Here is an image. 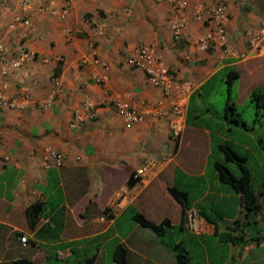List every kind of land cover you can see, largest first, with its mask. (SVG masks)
<instances>
[{"label":"crops","instance_id":"1","mask_svg":"<svg viewBox=\"0 0 264 264\" xmlns=\"http://www.w3.org/2000/svg\"><path fill=\"white\" fill-rule=\"evenodd\" d=\"M183 1L190 15L196 6L210 7L216 0ZM223 1L229 14L226 27L229 44L243 53L245 39L242 33L259 27L264 19V0ZM22 2L0 0V40L9 51L22 45L37 57L20 70L7 65V83L1 86L6 97L22 102L24 109L0 106V237L3 238L0 262L15 264L27 259L36 264H49L53 252L57 262L70 261L76 253L93 247L95 251L87 257L95 256L93 264H101L105 243L121 236V242L130 254L125 238H129L134 230L122 223L125 213L134 207L154 223L168 219L175 227L178 217L163 214L156 221L151 218L150 206L155 210L161 200H165L182 216L181 206L168 192L174 185L176 171L186 177L204 176V168L190 171L172 164L182 148L191 147L190 136L195 137L189 133L195 127L188 123L193 94L217 72L241 64L253 66L248 70L252 77L257 75L253 78V87L261 86L258 80H264V56L237 59L216 48L208 52L197 50L195 41L206 29L195 21L190 23L187 40L174 43L168 24L171 7L166 1L70 0L66 20L51 12L60 9V0H29L26 6ZM26 20L29 25L23 23ZM100 24L105 25L103 34L96 32V26ZM65 30L72 34L70 41L65 39ZM142 44L156 46L169 71L194 85L179 140L172 138L165 120L151 114H146L140 125L126 126L123 116L106 104L104 89L95 81L96 77L106 75L108 87L113 92L128 96L138 106L161 99V90L148 83L142 70L130 65L136 48ZM185 56L188 59H184ZM58 58L61 60L57 61ZM95 59L104 65L94 64ZM53 77L59 79L62 92L43 110L40 103L48 99ZM84 102L94 106L93 119H89L83 110ZM75 113L82 114L84 119L71 127ZM256 123L264 125V122ZM220 124L221 145L229 143L234 151L236 147L247 151L248 145L240 143L244 130L237 124L231 127L227 119L220 120ZM201 130L210 138L209 129ZM227 132L234 134L235 139L227 137ZM259 140L262 143L264 136L260 135ZM52 152L65 157L63 166L45 167L50 163ZM150 157L165 158L166 161L146 186H128L132 172ZM245 158L246 165L248 157ZM56 182L58 185L53 193L63 189L64 203L60 196L59 207L63 204L66 212L59 241L50 243L36 238L38 228L29 229L26 210L35 202L47 201L51 193H46V189ZM80 186L84 188L76 194ZM263 186L264 182L261 189L257 186L254 189L264 191ZM210 190V187L204 188L193 204H201L210 195ZM119 192H123L121 198H117ZM89 204L92 207L86 212ZM104 209H107L106 214L101 213ZM243 218L244 213L240 211L236 219ZM202 219L206 222L204 217ZM47 221L48 218H43L40 224ZM251 221L255 224L245 230L243 238V242L250 241L229 245V257L224 264H245L254 250L264 248V240L251 241L264 234V210L251 216ZM206 225L204 233L194 235L212 236L214 225L208 222ZM138 227L136 224L135 230ZM254 231L259 235H252ZM21 237H26L25 245L21 243ZM97 239L101 240L95 244ZM29 244L34 249L30 255L19 251V248H28ZM112 251L113 247L110 259ZM81 258L78 256L74 263ZM258 262L259 259L253 257L247 264ZM111 264H114L112 260Z\"/></svg>","mask_w":264,"mask_h":264},{"label":"rangeland","instance_id":"2","mask_svg":"<svg viewBox=\"0 0 264 264\" xmlns=\"http://www.w3.org/2000/svg\"><path fill=\"white\" fill-rule=\"evenodd\" d=\"M250 67L253 68L250 64H241L226 68L217 72L210 81L196 90L192 96L188 112V123L191 127H195L194 130L190 129L189 133L194 134L195 137L190 136L191 147L182 148L172 163L187 170L191 169L190 171L204 168V176L199 177H186L178 170L177 176L175 175L176 180L182 181L181 183L187 185L190 189L191 201L197 198L204 188L210 187V195L201 204H192V207L196 208L192 209L197 210V208H200L203 210L207 217L218 223L219 228L223 232H231L230 226L233 225L234 220L239 217L240 211H242L239 198L234 190L229 185L216 182L217 171L214 168L215 162L224 165L237 177L240 174L237 163L227 160L224 151L220 150V134L222 133L220 120L224 121L226 119V112L229 117L240 118L248 126V130H244L243 132L245 133L240 137V143L248 145L247 151L240 147H236L235 151L243 157H248L246 166L251 170L253 187L257 186L261 189L264 182V140L262 143L259 140L260 135L264 136V125L255 122L256 109L251 102L252 92L256 89H264V80H258V83H262V85L254 88L253 78H257V75L252 77L249 74L248 70ZM231 73H236L237 77L233 78L232 82L229 83V75ZM228 102L229 106L227 107ZM260 121L264 122V118ZM234 125V122L230 124L233 128ZM204 128L211 131L210 138L202 132L201 129ZM226 135L230 139L234 138L232 133L227 132ZM237 139L239 141L238 137ZM225 145L229 146V143ZM209 150L210 153H208ZM190 171L189 173H191ZM83 188L84 186L77 187L75 193L78 194ZM220 193H222L221 196ZM161 201L162 203L155 210L150 206L152 219L157 221L163 214L169 217H178L175 219L176 227H168L164 237H158L150 229L142 227H138L135 230L134 226L136 224L131 221V215L138 211L136 208L132 207L125 213L122 223L126 224V226L129 225L127 228L134 230L131 231L129 238H125L126 246L131 249L129 254L131 264H177L175 254L169 246L182 240H186L188 243L187 249L190 255V264H221L226 257H229L230 246L221 243L218 237L213 235L197 236L187 231V234H193L190 236L180 232V222L178 220L182 218L181 212L175 213L172 204L167 203L165 200ZM251 234L259 235L255 231ZM122 239L123 236L105 243L104 251L101 254V264H111L110 250L114 244L121 242ZM2 240L3 238L0 237V242ZM100 240L97 239L95 244ZM32 250L34 249L30 244L26 249L19 248V251L28 255L33 252ZM94 251L95 248H88L85 252L76 253L70 261L62 262L56 261L53 252L50 253L49 264H76L74 262L78 256L87 257L92 255ZM263 255L264 248L256 249L245 264L253 257L259 259L258 264H264Z\"/></svg>","mask_w":264,"mask_h":264},{"label":"built area","instance_id":"3","mask_svg":"<svg viewBox=\"0 0 264 264\" xmlns=\"http://www.w3.org/2000/svg\"><path fill=\"white\" fill-rule=\"evenodd\" d=\"M62 2L60 9L52 10V14L61 20H66L70 12V0H60ZM157 2H168L171 7V14L168 20L172 41L180 43L187 40L191 21L199 22L205 27V32L195 41L197 50L208 52L212 49H220L230 57L245 59L247 57L264 56V19L256 29H248L242 33L245 39V51L239 53L238 50L229 44L227 35V23L229 21L228 7L223 0H216L215 3L206 7L204 5L196 6L191 14L187 12L186 3L183 0H156ZM29 0H23L22 4L27 5ZM29 25V21L23 22ZM105 25L96 26V32L103 34ZM66 41L72 39L69 30L64 31ZM92 47V45H90ZM188 57H184V59ZM37 57L28 51L24 46L18 45L14 50L9 51L0 40V72L3 77L0 80V106L9 109L23 110L24 104L14 98H7L2 91L1 86L7 83L8 74L7 65L11 64L15 70H20L27 62L35 61ZM58 58L57 61H60ZM46 61V60H42ZM85 60L83 59V63ZM130 65L142 70L150 85L161 90V99L151 102L148 105L138 106L126 96L113 92L108 87V77L106 75L96 77L95 81L103 87L105 102L114 108L122 116L126 126L131 127L140 125L145 120L146 114H151L155 118L163 119L167 122L169 132L174 140L181 137L186 121L188 102L194 91V85L191 81L180 80L171 73L159 50L154 45L142 44L136 48L135 55L130 59ZM94 64H102L99 60H93ZM62 92L60 81L57 77L51 79V89L46 101L40 103V108L46 110L54 98ZM83 110L89 119L95 117L94 106L89 102L83 103ZM83 115L75 113L71 127L83 121ZM50 163L45 167H60L65 163V157L56 152H52ZM165 158H147L142 165L133 173L136 185L140 188L146 186L150 180L156 176ZM123 192L117 194L121 198ZM206 222L195 209L185 211V228L188 232L194 234L204 233ZM21 243L25 245L26 238L21 237Z\"/></svg>","mask_w":264,"mask_h":264},{"label":"trees","instance_id":"4","mask_svg":"<svg viewBox=\"0 0 264 264\" xmlns=\"http://www.w3.org/2000/svg\"><path fill=\"white\" fill-rule=\"evenodd\" d=\"M236 73H231L229 75V83L232 82L233 78H236ZM251 102L254 104L256 109L255 122L261 123V119L264 118V89H256L251 94ZM229 106V102L227 107ZM226 119L228 122H234L240 126L243 130H248L246 123L240 118H231L227 115ZM231 122V123H232ZM220 149L224 151L226 159L232 162H236L239 166V176H235L229 169L219 162L214 163V168L217 171L216 179L219 184L229 185L234 192L237 194L241 210L244 213L243 220L235 219L233 222V227L230 228L231 232H221L219 230L218 223L214 220L207 217L203 210L198 209L199 215L204 217L206 222L214 225V234L213 236L218 237L219 241L228 245H243L248 243V241L243 242L245 230L251 226H254V222L251 221V216L260 214L264 210V191L260 190L256 192L252 185V174L249 168L245 165L246 158L235 152L227 145H220ZM178 171V170H177ZM176 171V176L177 172ZM133 173L130 175L127 184L130 187L136 185V180L133 178ZM183 175V174H182ZM177 178L174 179V185L168 188L170 196L181 206L182 208V219L179 224V231L187 234L185 228V211L192 208L193 202L202 195L201 191L199 196L191 201V191L187 185H183L182 181H177ZM58 185V182L52 184L46 193H51V196L48 197L45 202H35L31 204L26 210V218L28 227L30 230L37 229L36 238L48 241L50 243L57 242L60 239V235L64 229V213L66 212V207L62 204L61 207L59 199L62 196V203H64L63 189L59 188L55 193H53L55 187ZM264 187V186H263ZM61 198V197H60ZM92 204L86 208V212H89ZM101 213L106 214L107 209H104ZM48 218V221L40 224L41 219ZM131 221L135 222L142 228L150 229L158 237H164L167 233V228H175L171 225L168 219L162 220L160 223H154L141 213L134 212L131 215ZM241 226V227H240ZM240 227V228H239ZM255 229V228H254ZM238 230V231H237ZM193 235V234H187ZM186 239V238H185ZM264 240V236L254 238L253 242L259 243ZM187 241L182 240L178 243H175L170 247L171 251L174 252L177 264H190V255L187 249ZM74 254V253H73ZM128 250L122 242L114 244L113 251L111 254V260L114 264H131L128 259ZM228 257L221 264H224ZM95 256L92 257H82L76 264H93ZM0 264H7L0 262ZM15 264H36L35 262L27 259H21L15 262ZM60 264V263H57Z\"/></svg>","mask_w":264,"mask_h":264}]
</instances>
